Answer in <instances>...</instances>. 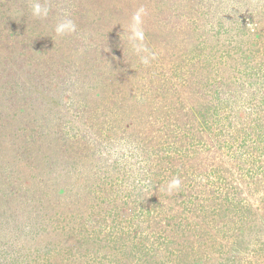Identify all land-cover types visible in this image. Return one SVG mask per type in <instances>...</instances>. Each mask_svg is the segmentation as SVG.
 I'll return each instance as SVG.
<instances>
[{"label": "rangeland", "instance_id": "obj_1", "mask_svg": "<svg viewBox=\"0 0 264 264\" xmlns=\"http://www.w3.org/2000/svg\"><path fill=\"white\" fill-rule=\"evenodd\" d=\"M39 2L0 0V264H264V0Z\"/></svg>", "mask_w": 264, "mask_h": 264}, {"label": "clouds", "instance_id": "obj_2", "mask_svg": "<svg viewBox=\"0 0 264 264\" xmlns=\"http://www.w3.org/2000/svg\"><path fill=\"white\" fill-rule=\"evenodd\" d=\"M50 6L47 3H40L39 0H33L32 4V15L37 18H47L49 15ZM135 19V18H134ZM76 31L75 23L68 18L61 20L55 26V32L58 36L68 35ZM141 35L142 34H138ZM142 62L147 64L148 60L146 58L142 59ZM180 180L178 178H174L168 185V191L171 193L174 189H178L180 187Z\"/></svg>", "mask_w": 264, "mask_h": 264}]
</instances>
